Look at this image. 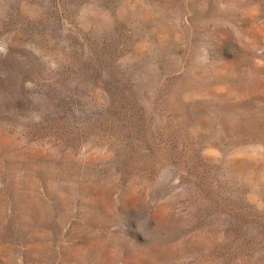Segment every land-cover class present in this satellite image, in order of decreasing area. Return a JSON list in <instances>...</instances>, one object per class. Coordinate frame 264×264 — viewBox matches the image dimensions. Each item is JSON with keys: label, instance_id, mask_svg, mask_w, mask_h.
Returning <instances> with one entry per match:
<instances>
[{"label": "rangeland", "instance_id": "374dc122", "mask_svg": "<svg viewBox=\"0 0 264 264\" xmlns=\"http://www.w3.org/2000/svg\"><path fill=\"white\" fill-rule=\"evenodd\" d=\"M0 264H264V0H0Z\"/></svg>", "mask_w": 264, "mask_h": 264}, {"label": "clouds", "instance_id": "9594fccd", "mask_svg": "<svg viewBox=\"0 0 264 264\" xmlns=\"http://www.w3.org/2000/svg\"><path fill=\"white\" fill-rule=\"evenodd\" d=\"M197 62L203 63V62H207V56H202V57H198L197 58Z\"/></svg>", "mask_w": 264, "mask_h": 264}]
</instances>
